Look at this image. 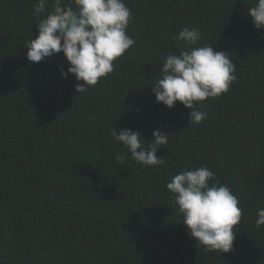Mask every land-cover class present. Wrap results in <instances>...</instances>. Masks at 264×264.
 <instances>
[{"label":"trees","instance_id":"16d2710c","mask_svg":"<svg viewBox=\"0 0 264 264\" xmlns=\"http://www.w3.org/2000/svg\"><path fill=\"white\" fill-rule=\"evenodd\" d=\"M38 0H0V264H264V29L255 0H125L134 48L79 94L62 55L27 60ZM52 0H49V9ZM198 27L200 46L226 51L237 79L200 102L208 118L156 103L150 87L176 37ZM83 83V82H80ZM121 128L154 141L165 164L144 166L113 138ZM122 159H117V155ZM201 166L243 209L234 249L206 252L182 223L171 177Z\"/></svg>","mask_w":264,"mask_h":264},{"label":"clouds","instance_id":"9594fccd","mask_svg":"<svg viewBox=\"0 0 264 264\" xmlns=\"http://www.w3.org/2000/svg\"><path fill=\"white\" fill-rule=\"evenodd\" d=\"M38 0L32 7L38 19V35L25 45L27 60L39 63L53 55H62L69 63L61 76L71 74L77 80L76 91L87 92L102 78L113 73L116 61L134 48L128 34L132 11L125 0ZM248 15L257 30L264 29V0H255ZM176 39L179 54L169 53L160 66V76L150 87L156 103L173 109L177 102L190 110V125L208 118L200 102L219 98L236 81L237 66L226 51L200 46L198 27L185 26ZM83 82V83H80ZM113 138L128 149L131 158L144 166H161L157 153L168 145L169 135L153 130L154 141L147 143L139 131L121 128ZM123 157L119 154L117 159ZM214 172L207 166L185 169L171 177L166 187L175 196V204L190 238L206 252L230 253L241 222L243 209L239 198L227 185L210 183ZM257 228L264 226V207L256 210Z\"/></svg>","mask_w":264,"mask_h":264}]
</instances>
